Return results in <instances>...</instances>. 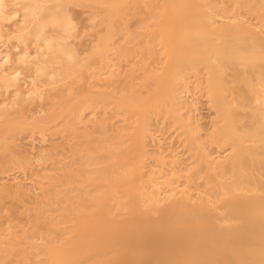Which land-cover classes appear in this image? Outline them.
<instances>
[{
	"label": "bare ground",
	"instance_id": "obj_1",
	"mask_svg": "<svg viewBox=\"0 0 264 264\" xmlns=\"http://www.w3.org/2000/svg\"><path fill=\"white\" fill-rule=\"evenodd\" d=\"M231 1L236 9L264 17V0ZM72 6L90 7L95 11L90 19L98 18L105 25L95 52L102 64H107L113 51L121 49L115 33L119 28H128L129 14L135 16L147 6L148 18L158 19L160 32L153 37H160L166 66L158 78L154 99L163 97L170 103L169 113L181 122L189 141L199 147L193 164L205 183L211 185L216 198H195L186 186L177 184L179 172L186 171L178 154L172 158V164L156 159L157 166L169 168L171 177L162 180L154 165L146 166L150 154L141 140H136L139 160L134 167L130 157L120 149L122 142L106 143L103 150L108 161L99 177L106 186L102 192L87 194L90 204L74 210L73 225L66 228L64 238L54 243H37L30 240L29 232L42 227H6V233H0L1 257L17 255L24 264H29L33 249H39L44 255L40 263L46 264H264L261 33L244 18L234 17L232 22L220 23L213 0H0V96L7 97V92L16 88L11 107L22 102L18 112L24 110L27 105L24 102L31 99L32 92L60 83L73 85L87 70L79 50L69 41L76 29ZM19 14L20 19L14 21ZM124 37L128 40L133 35ZM17 48L22 50L15 62L33 70L28 97L19 67L10 66L11 55ZM199 67L208 72L209 100L217 112L216 129L211 137L220 145L231 147V153L223 159L212 158L203 143L199 144L191 129L193 119L183 112L186 106L175 95L177 90L173 91L179 77ZM226 70L232 71L230 79L225 77ZM229 83L241 85L231 88ZM68 90L76 101H68L61 116L70 114L72 119L67 124L73 126L81 100L78 90L71 87ZM103 96L115 98L119 106L130 111H143L141 104ZM3 104L5 107L7 102ZM4 112L8 111L1 114L6 123H0V133L5 126H12L10 113ZM39 124L34 121L25 123V127L37 128ZM1 146L5 151L9 149L7 145ZM19 151L11 154L7 162L19 164L22 158ZM63 182L73 184L68 175ZM51 183L62 185V181L54 178ZM73 191L71 186L67 204L80 201ZM163 194L169 200L166 204ZM59 195L54 192L44 198L60 201ZM44 203L45 199L35 202L36 214L29 216L34 226L46 218ZM28 210L27 207L24 212ZM62 211L67 214V208Z\"/></svg>",
	"mask_w": 264,
	"mask_h": 264
},
{
	"label": "rangeland",
	"instance_id": "obj_2",
	"mask_svg": "<svg viewBox=\"0 0 264 264\" xmlns=\"http://www.w3.org/2000/svg\"><path fill=\"white\" fill-rule=\"evenodd\" d=\"M213 2L217 4L216 19L220 23L232 22L234 17L244 18L264 38V17L247 13L246 9H236L231 0ZM70 10L76 29L69 41L77 47L84 59L82 62L87 65V70L75 84L45 86L32 92L30 96L27 92H30L29 80L33 70L15 62L21 48H17V53V49H14L11 55L13 59L10 66L19 67V75L22 74L19 77L23 86H26L23 88L24 93L31 99L28 98L24 102L27 104L24 105V110L18 112L22 108V102L11 107L16 88L12 87L7 92V97L0 96V123H6L1 119L3 111H8L12 118L9 120L12 126H5V131L0 133V145L9 147L6 151L0 148V233L4 235L6 227L33 226L42 227L30 230L29 237L33 242L54 243L64 238L66 228L73 225L74 210L87 206V194L102 192L106 186L99 180L103 170L101 168L108 161L103 150L106 143L116 145L122 142L120 149L130 157L134 167L139 160L136 140H141L150 154L146 166L154 165V170L160 173L162 180L171 175L168 176L167 166H157L156 159H164L167 164H172V158L178 154L186 171L179 172L177 184L186 186L195 198L206 196L214 200L216 195L211 185L205 183L193 164L199 147L189 141L181 122L169 113L170 103L163 97L160 100L154 99L158 78L164 74L166 66L160 37H153L155 32H160L158 19L148 18L147 6H143L135 16L129 14L126 17L128 28H119L115 33L117 45L121 49L113 51L107 64H102L95 52L99 49L98 36L104 32L105 25H101L98 18L90 19L92 12H95L90 7L72 6ZM20 17L19 14L14 21ZM125 34H132L133 37L126 40ZM4 49L5 46L2 47ZM231 73V70H226L225 77L230 79ZM207 74L204 67L187 71L179 77L173 91L177 90L175 95H178L181 105L184 108L186 106L183 112L189 113L193 119L191 129L195 133L193 135L200 140L199 144L203 143L212 158L223 159L231 153V147L220 145L211 137L216 129L217 112L210 104ZM239 85L241 84H228L231 88ZM68 87L78 90L77 96L81 100L73 126L67 124L72 119L70 114L61 116L65 104L76 101L71 98ZM232 93H229L230 98L233 97ZM105 94L141 104L144 106L143 111H130L119 106L115 98L103 96ZM5 101L7 104L3 107ZM4 113L3 115L7 114ZM49 115L58 117L52 119ZM34 121L41 124L37 128L25 127V123ZM19 150L22 153L21 162H7L11 159V154H16ZM65 175L71 177L72 185L63 182ZM51 178L62 181V185H52ZM71 186L74 188L73 194L80 201L67 204ZM54 192H59L60 201L51 200L48 196L44 198ZM163 196V203L166 204L169 200H166L165 194ZM37 199H45L46 218L34 226L29 216L36 214ZM27 207L29 210L24 212ZM63 208H67L66 215ZM22 259L17 255H9L7 259L0 255V264H24ZM43 259L42 251L33 249L29 264H46L45 261L40 263Z\"/></svg>",
	"mask_w": 264,
	"mask_h": 264
}]
</instances>
